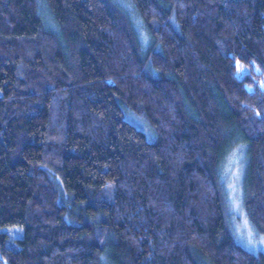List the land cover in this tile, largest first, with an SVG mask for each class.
<instances>
[{
	"label": "trees",
	"instance_id": "trees-1",
	"mask_svg": "<svg viewBox=\"0 0 264 264\" xmlns=\"http://www.w3.org/2000/svg\"><path fill=\"white\" fill-rule=\"evenodd\" d=\"M128 1L0 0V264H264V0Z\"/></svg>",
	"mask_w": 264,
	"mask_h": 264
},
{
	"label": "rangeland",
	"instance_id": "rangeland-1",
	"mask_svg": "<svg viewBox=\"0 0 264 264\" xmlns=\"http://www.w3.org/2000/svg\"><path fill=\"white\" fill-rule=\"evenodd\" d=\"M119 1L124 6L125 10H127L130 20L138 32V37L143 49H146L150 43L149 31H147L145 24L137 16L135 10L132 9L130 2L128 0ZM41 14L43 15L45 24H47V26H49L52 30H56L55 24H53L50 15L46 14V11L42 8ZM259 87L264 89V79L260 81ZM126 118L129 119L136 128L142 130L146 136V139L151 141V137L149 138L146 135L147 132V134L150 136V131L141 118H137L132 114H127ZM226 157L227 158L225 159L222 167V179L229 211L228 222L230 223L231 230L234 232L237 242L246 250L252 253L263 252L264 235L259 234L255 230L253 224L248 220L245 210H243L242 206V177L246 161L245 146L242 143H239L227 154ZM3 231L8 233L11 239H18L22 236L21 228L18 226L0 227V232Z\"/></svg>",
	"mask_w": 264,
	"mask_h": 264
}]
</instances>
